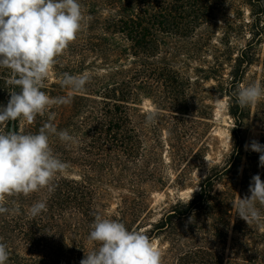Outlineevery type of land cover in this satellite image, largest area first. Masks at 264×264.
Wrapping results in <instances>:
<instances>
[{
	"label": "trees",
	"instance_id": "16d2710c",
	"mask_svg": "<svg viewBox=\"0 0 264 264\" xmlns=\"http://www.w3.org/2000/svg\"><path fill=\"white\" fill-rule=\"evenodd\" d=\"M80 3L85 16L90 19L86 20L77 38L56 58L53 66L55 81L48 77L42 91L50 97L67 95L70 90L62 88L59 82L64 72L73 75L88 72L90 81L85 90L75 93L68 105L52 106L44 116L38 115L32 124L17 120L0 125V132L8 127L36 133L54 113L52 122L58 129H67L72 136L84 129L93 134L94 139L106 140V143L98 141L97 146L92 145L97 152H88L89 156L77 159L73 155V143L50 138L54 154L69 163L68 171L76 162L85 169L80 192L75 193L72 190L74 182L65 178H60L55 187L56 197L61 201L59 217L62 225L69 228L62 227L60 233L64 243L58 255L61 264L68 260L80 264L85 252H89L79 251L72 244L71 236L77 237L81 233L76 225L73 230L72 224L68 225L71 216L65 204L75 196L83 201L89 199L91 205L103 198L102 179L105 174L109 175L107 170L105 172L106 167L108 170L115 168L122 153L128 161L135 158L141 146L134 142L138 134L129 113L130 105L139 100L141 91H151L160 106L166 105L161 87L181 83L178 72L174 73L176 80L171 78V69L175 68L172 59L176 55L189 57L197 52L194 37L200 28V11L206 15L214 8L223 18L231 10L238 15L235 19L229 17L219 21L226 27L221 26L223 49L213 72L222 93L229 98V113L235 121L231 136L233 150L222 165L212 169L196 196L189 202H178L172 213L153 225L150 234L165 232L178 237L179 241L193 243L187 249L172 246L162 258V264H170L167 257L170 255L176 259L173 264H264V226L256 223L249 226L236 215L232 205L239 198L250 195L248 187L253 175L259 174L264 181L259 153L245 151L246 138L242 129L251 117V106L240 108L235 99L238 86L249 84V72L257 63L262 65L264 86V0H80ZM245 6L250 11L249 20L240 16ZM243 35L244 44H232L231 39ZM172 36L176 38L174 41L170 39ZM171 43H175L174 47ZM227 67L230 71L224 73ZM10 78V71L0 68V105H6L10 98L11 88L6 83ZM259 106L262 109L260 122L264 124V102ZM82 114L88 115L86 125L79 123ZM260 143L264 144V136ZM225 179L229 182L225 183ZM218 183L224 188L217 189ZM16 197L22 195L8 198ZM257 208L264 224V206L257 203ZM80 213L84 215L85 212ZM94 214L99 213L94 211ZM191 223L196 224L191 226ZM179 225L183 226L182 230ZM199 233L200 245H196Z\"/></svg>",
	"mask_w": 264,
	"mask_h": 264
},
{
	"label": "rangeland",
	"instance_id": "374dc122",
	"mask_svg": "<svg viewBox=\"0 0 264 264\" xmlns=\"http://www.w3.org/2000/svg\"><path fill=\"white\" fill-rule=\"evenodd\" d=\"M241 10L242 19L249 20V8L245 6ZM226 15L223 18L216 8L208 10L206 15L200 11V28L194 37L197 52L189 57L176 55L175 58L171 55L175 64V68L171 69V78L176 80L174 73L178 72L181 83L161 87L160 91L167 100L166 105L160 106L151 91L139 92V100L130 105L129 113L138 134L134 142L141 148L131 161L122 153L115 168L108 170L106 167L105 172L107 170L109 175L105 174L102 179L104 197L91 202V205L89 199L83 201L75 196L65 204L71 216L68 225L72 224L71 230L76 225L81 233L77 237L71 236L77 250L90 252L98 247L88 239L96 215L94 211L105 218L123 222L129 230H138L148 235L161 251L162 258L174 245L187 249V246L193 244L186 240L179 241L178 237L169 233L156 235L150 234V231L153 225L172 213L178 202L191 201L212 169L222 165L232 153L231 136L235 121L229 113V98L222 93L218 78L213 75L217 58L223 49L221 26L223 29L226 27L219 21L238 16L232 10ZM170 39L174 41L176 38L172 36ZM231 42L240 46L245 42V35L233 38ZM171 44L174 47L175 43ZM229 71L227 67L224 73ZM49 80L55 81L53 68ZM248 81L249 84L259 83L263 86L261 64L257 63L251 68ZM217 98H223L222 104L216 103ZM262 102L264 98L251 106V117L244 123L242 131L246 144L252 140L260 143L264 136V124L260 122L262 115L259 113L262 110L259 103ZM152 111L158 112V116L154 122L148 123L146 116ZM82 116L79 123L86 125L88 115ZM74 137L77 142L73 143V155L77 159L87 157L88 152H97L92 145L97 146L98 141H102L94 139V135L84 129L75 133ZM105 141L103 138L102 142ZM84 173V167L76 162L72 164L71 171L58 174L55 185H58L60 178L71 180L74 182L72 190L78 193L84 183ZM224 181L229 182L228 179ZM222 188L224 185L218 183L217 189ZM55 191L49 193L47 189H42L27 197L22 195L13 200L8 197L7 201L4 200V206L9 209L19 208L18 212L0 214V242L6 243L10 252L7 264H61L58 255L64 243L60 233L62 227L66 230L69 228L62 225L59 217L61 201ZM40 200L46 201L47 210L33 218L29 209ZM80 212L85 213L83 215ZM198 223L200 227V218ZM178 228L182 230L183 226L179 225ZM196 245H200V233ZM170 256H167L169 263H176L174 256ZM63 264H75V261L68 260Z\"/></svg>",
	"mask_w": 264,
	"mask_h": 264
},
{
	"label": "clouds",
	"instance_id": "9594fccd",
	"mask_svg": "<svg viewBox=\"0 0 264 264\" xmlns=\"http://www.w3.org/2000/svg\"><path fill=\"white\" fill-rule=\"evenodd\" d=\"M87 19L80 0H0V68L9 70L11 77L6 81L10 98L0 105V125L17 120L32 124L52 106L68 105L75 93L85 90L88 72H64L59 82L70 90L67 95L50 97L42 91L56 58L77 38ZM262 98L264 86L259 83L240 85L235 93L240 108L254 106ZM222 102L217 98L218 105ZM54 115L36 133L8 127L0 132V214L19 211L4 206L5 197H27L42 189L52 193L58 174L68 171L69 163L54 154L50 138L77 141L67 129L57 128ZM157 116L156 111L148 113L146 122H154ZM245 149L259 153V166L264 168V144L252 140ZM248 192L232 203L235 213L249 226H264L257 208V203L264 206V181L259 174L251 177ZM46 210V201L40 200L29 214L34 218ZM88 239L98 247L85 252L80 264H162V253L149 236L129 230L121 221L96 214ZM9 258L7 244L0 242V264H7Z\"/></svg>",
	"mask_w": 264,
	"mask_h": 264
}]
</instances>
